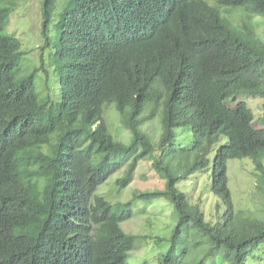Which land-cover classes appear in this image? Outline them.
Wrapping results in <instances>:
<instances>
[{
    "label": "trees",
    "instance_id": "obj_1",
    "mask_svg": "<svg viewBox=\"0 0 264 264\" xmlns=\"http://www.w3.org/2000/svg\"><path fill=\"white\" fill-rule=\"evenodd\" d=\"M56 5L41 0L42 52L52 45ZM62 6L60 46L49 58L57 62L58 54V64L46 67L42 55L31 71L21 42L4 35L10 12L0 9V264H128L134 236L121 224L133 218L136 202L163 196L175 225L159 264H257L264 212L233 203L227 163L250 160L252 201L264 208V128L254 127L245 102L226 103L237 102L233 85L249 73L262 81L251 95L264 100V40L253 22L264 24V0ZM232 12H239L236 23ZM110 105L130 132L128 144L109 130ZM156 115L161 131L153 137L141 125ZM214 147L208 191L215 202L205 207L203 194L191 203L177 185L190 179L197 189L193 177L209 168ZM143 167L142 175L165 181L164 190L136 192L127 201L98 193L114 174H121L114 181L121 192Z\"/></svg>",
    "mask_w": 264,
    "mask_h": 264
},
{
    "label": "rangeland",
    "instance_id": "obj_2",
    "mask_svg": "<svg viewBox=\"0 0 264 264\" xmlns=\"http://www.w3.org/2000/svg\"><path fill=\"white\" fill-rule=\"evenodd\" d=\"M56 2L58 5L55 7L48 33L49 42L52 45L43 52L41 48L44 45V41L40 35L41 0H1L0 2V9H7L10 12V23L5 29L4 35L17 38L21 42V51L24 54L22 62L27 71L39 67V59L42 55L46 62V67L53 66L54 68L58 64V54L56 56L57 62L53 61L51 64L49 59L50 55L55 54L60 46V34L56 24L59 20V13L63 8L62 5L65 4L69 8L72 0L67 4L65 0H56ZM220 11L223 12V9H220ZM228 16L232 17L235 23L240 18L239 12L228 13ZM253 22L256 25L257 34L264 40V24L262 20L257 17ZM48 63L51 65H48ZM35 79L38 83L39 95L43 97L46 94L44 77L41 74H37ZM261 84L262 81L256 74L249 73L245 75L233 85L234 90L237 92V102L227 101L226 103L227 106L235 108L239 102H245L253 113L255 128H264L262 124L264 122V100L251 95V92L255 91ZM104 118L114 138L128 144L130 142V132L120 123V117L114 105L106 107ZM160 119V116L156 115L146 120L145 123H142L141 130L148 132L153 137H158L161 131ZM223 143L224 139L221 141V144ZM216 148L214 147L209 154V168L194 175L193 178L197 181V189L194 192L192 191L190 179L181 181L177 185L178 190L185 193L191 203L195 202L193 198L200 193L203 194L206 201L205 207H208L210 202H215L214 196L208 191V173L212 167ZM145 171L146 167L139 170L133 182L119 193L116 192L114 181L121 174H114L115 176L113 175L106 184L99 188L98 193L111 201H127L136 192L152 189L164 190L165 181L159 180L151 172L142 175ZM252 172L253 166L249 159L230 160L227 163V176L232 201L242 210H261L259 212H264V208L256 200L252 201L256 194L255 179ZM134 206L133 218L121 224L125 233L134 236L128 264H159V255L166 251L168 238L175 225L173 207L165 196L150 203L136 202ZM155 237L162 238L164 241L157 244ZM259 258L261 260L255 263L264 264V256Z\"/></svg>",
    "mask_w": 264,
    "mask_h": 264
}]
</instances>
